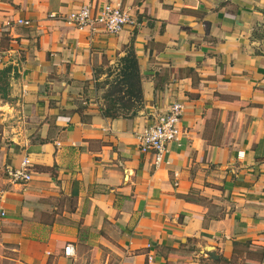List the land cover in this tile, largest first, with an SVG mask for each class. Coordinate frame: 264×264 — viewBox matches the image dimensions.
<instances>
[{"label": "crops", "instance_id": "obj_1", "mask_svg": "<svg viewBox=\"0 0 264 264\" xmlns=\"http://www.w3.org/2000/svg\"><path fill=\"white\" fill-rule=\"evenodd\" d=\"M118 1V34L64 17ZM130 45L143 103L107 117L96 70ZM0 54V264H264V0H0ZM173 101L156 166L136 133Z\"/></svg>", "mask_w": 264, "mask_h": 264}, {"label": "built area", "instance_id": "obj_2", "mask_svg": "<svg viewBox=\"0 0 264 264\" xmlns=\"http://www.w3.org/2000/svg\"><path fill=\"white\" fill-rule=\"evenodd\" d=\"M51 16H57V14L52 12ZM64 17L66 21L78 28H87L92 32L103 31L109 34H118L127 24L134 22L132 15L122 6L121 1L107 2L99 7L87 2ZM17 21L21 24L31 23L30 19L26 18H18ZM2 62L3 55L0 54V65ZM183 112L184 104L180 101H173L166 110L156 114L155 120L151 124L136 133L140 151L152 153L156 166L169 163L166 158L168 144L180 140ZM30 166L31 160L26 157L21 167L9 168L7 173L14 181H27L31 179ZM64 253L67 256H73L75 254L74 245L68 243L64 247Z\"/></svg>", "mask_w": 264, "mask_h": 264}, {"label": "trees", "instance_id": "obj_3", "mask_svg": "<svg viewBox=\"0 0 264 264\" xmlns=\"http://www.w3.org/2000/svg\"><path fill=\"white\" fill-rule=\"evenodd\" d=\"M108 71L104 80L98 75L105 72L102 67L96 70L95 76L96 89H103L104 103L100 108L103 115L112 118L136 115L143 103V86L134 46L130 45L117 65L109 66Z\"/></svg>", "mask_w": 264, "mask_h": 264}, {"label": "rangeland", "instance_id": "obj_4", "mask_svg": "<svg viewBox=\"0 0 264 264\" xmlns=\"http://www.w3.org/2000/svg\"><path fill=\"white\" fill-rule=\"evenodd\" d=\"M111 67L113 68V66H111ZM108 68H109V66H106V67H103V68H102V69H104V71H105V72H103V73L106 74V75L103 76L102 80H104V79L107 77V74H108V72H109V71H108ZM111 77H112V76H111Z\"/></svg>", "mask_w": 264, "mask_h": 264}]
</instances>
